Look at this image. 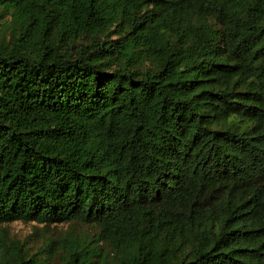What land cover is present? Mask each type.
Instances as JSON below:
<instances>
[{
  "label": "trees",
  "instance_id": "obj_1",
  "mask_svg": "<svg viewBox=\"0 0 264 264\" xmlns=\"http://www.w3.org/2000/svg\"><path fill=\"white\" fill-rule=\"evenodd\" d=\"M13 222L95 234L0 264H264V0H0Z\"/></svg>",
  "mask_w": 264,
  "mask_h": 264
},
{
  "label": "rangeland",
  "instance_id": "obj_2",
  "mask_svg": "<svg viewBox=\"0 0 264 264\" xmlns=\"http://www.w3.org/2000/svg\"><path fill=\"white\" fill-rule=\"evenodd\" d=\"M95 234L90 226L80 223L53 224L50 226L36 223L13 222L0 226V236H5L12 242H18L28 257L44 256L53 254V262L58 260L61 252L62 239L70 237L88 238ZM53 243L50 248V244Z\"/></svg>",
  "mask_w": 264,
  "mask_h": 264
}]
</instances>
